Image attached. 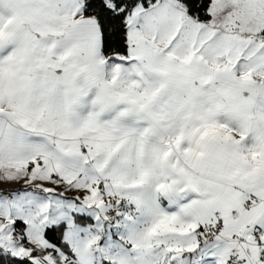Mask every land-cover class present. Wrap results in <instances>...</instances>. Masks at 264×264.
<instances>
[{
	"label": "snow or ice",
	"instance_id": "6c2138e0",
	"mask_svg": "<svg viewBox=\"0 0 264 264\" xmlns=\"http://www.w3.org/2000/svg\"><path fill=\"white\" fill-rule=\"evenodd\" d=\"M0 264H264V0H0Z\"/></svg>",
	"mask_w": 264,
	"mask_h": 264
}]
</instances>
